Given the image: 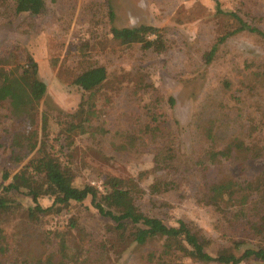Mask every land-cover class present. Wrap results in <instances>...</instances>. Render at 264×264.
I'll return each instance as SVG.
<instances>
[{
    "label": "rangeland",
    "instance_id": "1",
    "mask_svg": "<svg viewBox=\"0 0 264 264\" xmlns=\"http://www.w3.org/2000/svg\"><path fill=\"white\" fill-rule=\"evenodd\" d=\"M217 1L264 31V0ZM214 2L43 0L40 13L15 15H6L0 2V80L14 83L22 95L21 102L0 100V186L14 176L29 180L23 166L45 134L51 154L70 169L73 185L87 183L101 192L108 175L133 176L144 190L136 199L139 209L168 226L179 219L196 226L211 255L264 247V210L259 215L252 206L264 172V39L248 32L228 35L204 62L216 38L235 26L216 13ZM139 24L163 28L166 50L111 39L110 26ZM27 58L36 63L45 86L37 101L27 100L28 87L19 77ZM93 65L106 70L93 92L95 115L66 147L58 130L79 120L78 104L86 94L72 80ZM28 135L36 146L22 149V159L12 162L18 139ZM236 140L247 146L241 154L208 158L207 152ZM154 161L163 168L152 170ZM154 180H168L171 187L150 193ZM226 182L235 196H246L208 197L211 185ZM7 197L9 208H0V264H217L183 257L175 249L165 254L159 238L143 246L123 242L89 197L57 213L33 216L27 214L34 202L26 189ZM51 199L40 195L36 202L45 207ZM237 264L259 263L250 258Z\"/></svg>",
    "mask_w": 264,
    "mask_h": 264
},
{
    "label": "trees",
    "instance_id": "2",
    "mask_svg": "<svg viewBox=\"0 0 264 264\" xmlns=\"http://www.w3.org/2000/svg\"><path fill=\"white\" fill-rule=\"evenodd\" d=\"M2 5L7 9L6 15H15L20 12H29L38 14L44 7L43 0H0ZM215 11L218 14L228 16L235 26L228 31L221 33L211 47L204 53V62H209L213 57L216 46L223 42L228 35L237 32H248L264 39V31L253 26L243 20L235 11L223 10L219 3L215 0ZM109 18L112 17L111 10L108 12ZM109 34L112 40L120 44H139L143 49L160 52L166 50L168 41L165 30L149 24H139L132 27H116L110 26ZM153 35L152 38H149ZM27 85V100L37 101L44 92V83L36 76V63L27 58L24 68L19 75ZM106 78V70L103 65H93L81 70L75 75L72 82L77 85L86 94L81 98L78 104L79 120L74 123H68L66 131L58 130L59 135L64 133V145L68 147L72 142V134H83L88 128L91 117L95 115L93 106V92ZM0 100L11 98V100H19L21 102L18 87L9 80H0ZM225 85H227L225 83ZM169 103L172 102L170 97L167 98ZM157 114L152 113V120L155 121ZM44 136L38 140V146L34 155L23 166V170L29 173L28 181L18 180L14 176L11 181L0 186V208L7 210L9 208V199L7 195L20 188L26 189V193L30 195L34 202L32 208H29L27 214L33 216L36 213H57L61 208L67 206L70 202H81L89 197L90 202L96 209L97 213L104 218L110 220L113 225L111 229L116 233L123 242H133L135 245L143 246L144 244L159 238L162 239V252L170 254L175 249L183 257L193 259L201 263H217V264H237L246 259H255L259 264H264V247L245 248L238 255L228 251L218 252L214 255L208 253L205 249L208 245V239L203 236L194 225H189L181 219L177 220L176 225H166L156 216L148 215L141 211L136 204V199L144 193L138 180L133 176L119 177L108 175L101 184V192L96 187L84 183L80 186L73 185L72 174L69 168L61 164L59 158L51 154L49 146ZM207 137H210L209 130H206ZM30 136V137H29ZM37 140L31 135L24 137L21 141L18 139L16 151L10 153L9 157L12 162H19L24 156L22 149L29 152L34 149ZM62 144V146H64ZM247 149V146L241 141L229 143L224 149L209 151L208 158L225 157L234 153L236 156ZM257 154V151L254 152ZM159 155V154H158ZM157 156V155H155ZM169 157V155H167ZM161 158H164L161 156ZM157 162L154 161L152 170L162 169ZM2 178H7V172L2 173ZM247 184V183H246ZM256 198L252 204L253 209L262 214L264 210V172L255 183ZM171 182L168 180H154L148 185V192L157 194L161 191L170 189ZM232 184L216 183L210 186L209 196L215 198V201L226 195L232 199L235 196L236 189L232 190ZM40 195L50 196L51 203L48 206L41 207L36 202ZM242 195L237 197H245ZM235 198V199H237ZM247 199V198H246ZM245 203V202H243ZM247 207L246 210H250ZM250 225L249 221H246ZM151 254H148L150 256ZM151 257V256H150Z\"/></svg>",
    "mask_w": 264,
    "mask_h": 264
}]
</instances>
